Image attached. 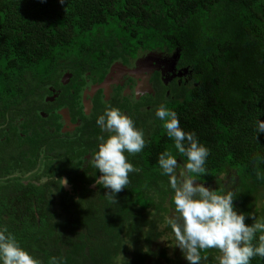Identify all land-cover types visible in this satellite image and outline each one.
<instances>
[{
  "label": "trees",
  "instance_id": "16d2710c",
  "mask_svg": "<svg viewBox=\"0 0 264 264\" xmlns=\"http://www.w3.org/2000/svg\"><path fill=\"white\" fill-rule=\"evenodd\" d=\"M150 51L175 56L192 81L174 82V98L156 85L155 95L121 107L145 144L124 154L139 171L114 196L94 185L99 172L88 160L97 137L109 134L95 120L110 107L101 91L90 121L85 100L114 62ZM160 105L208 149L197 182L233 191L250 224L248 198L264 187L255 175L264 172L256 160L264 133L255 129L264 120V0H0V230L39 264H187L167 222L172 190L157 165L164 150L177 155L155 116ZM65 113L90 121L71 144L57 138ZM214 255L205 249L200 264Z\"/></svg>",
  "mask_w": 264,
  "mask_h": 264
},
{
  "label": "clouds",
  "instance_id": "9594fccd",
  "mask_svg": "<svg viewBox=\"0 0 264 264\" xmlns=\"http://www.w3.org/2000/svg\"><path fill=\"white\" fill-rule=\"evenodd\" d=\"M58 2L63 4L64 0ZM155 116L162 121L165 134L173 141L177 153L174 156L164 150L158 154L157 165L161 175L168 177L172 190L173 207L167 222L172 229L174 245L187 264H200L201 252L213 248L220 253L215 257L217 264H249L253 256L264 258V218L256 219L250 212L248 219L252 222L246 224L245 214L233 205V191L217 192L198 183L197 176L207 173L204 164L208 149L197 141L194 133L180 128L174 111L160 105ZM95 123L102 132L106 130L109 134L97 137L96 150L88 157L99 172L94 176V185L115 196L129 183L128 174L139 171L124 154L139 153L145 144L144 134L115 107L105 108ZM255 129L256 135L264 133V120L257 118ZM256 160L262 161L264 157L257 155ZM255 175L258 180L264 179V172L258 168ZM66 183L67 180L62 179L61 185ZM254 237L256 244L252 243ZM0 264H39V261L11 234L0 230Z\"/></svg>",
  "mask_w": 264,
  "mask_h": 264
},
{
  "label": "flooded vegetation",
  "instance_id": "af4514ba",
  "mask_svg": "<svg viewBox=\"0 0 264 264\" xmlns=\"http://www.w3.org/2000/svg\"><path fill=\"white\" fill-rule=\"evenodd\" d=\"M113 67H116L113 71L116 76H111L108 85L98 87L95 89L96 91H92L94 86H99L106 78L99 83L93 82L91 84L85 100V110L92 117L90 121L93 120L94 115L97 113L95 105L98 103L95 99L101 91L108 107H115L120 111L121 107H123L127 111L128 109L130 110L128 106L137 105L146 93H153L155 95L156 90L154 88L156 85L165 88L163 95L166 98L168 96L169 99L170 96L174 98V95L170 94L169 90V88L171 89L175 85L174 82L176 85H182V83L187 85L192 81L187 70L181 72L183 67L178 66L175 56L172 57V54L156 51H150L144 56H139L128 62L121 60L114 62L109 68L106 77L111 73ZM76 111L79 112V110ZM76 117L75 119H70V116L68 117L69 119L65 117L67 120L61 122L62 128L60 130L61 133L57 137L58 140L70 141L71 144L72 140L83 134L82 132L86 129L84 123H89L90 121H84L79 115H76ZM42 120L40 119V122ZM54 123L55 126L58 125L56 120ZM32 126L29 124V129Z\"/></svg>",
  "mask_w": 264,
  "mask_h": 264
},
{
  "label": "rangeland",
  "instance_id": "374dc122",
  "mask_svg": "<svg viewBox=\"0 0 264 264\" xmlns=\"http://www.w3.org/2000/svg\"><path fill=\"white\" fill-rule=\"evenodd\" d=\"M248 202L250 204L249 213L251 212L253 216L256 219L264 218V187L262 186H256L255 192H252L250 194V197L248 198ZM165 228V225L163 223H159L157 230H163ZM171 234V232H167V234ZM170 237L166 238V248L168 249V255L170 258H172V252H173V245L171 243H167V240H169ZM173 240V239H172ZM172 247V249H171ZM213 253L215 254L214 257H212V264H217V261L215 257L219 256V252L217 249L213 248ZM162 264H171V261L163 259Z\"/></svg>",
  "mask_w": 264,
  "mask_h": 264
},
{
  "label": "water",
  "instance_id": "95a60500",
  "mask_svg": "<svg viewBox=\"0 0 264 264\" xmlns=\"http://www.w3.org/2000/svg\"><path fill=\"white\" fill-rule=\"evenodd\" d=\"M115 68H116V67H113L112 70H111V73L108 75L107 79H106L104 82H102L99 86H98V85L94 86V87L92 88V91H95V89H97L98 87H105L106 85H108L111 76H116V74L113 73V71L115 70ZM127 70H128V69H127ZM65 117L68 119L69 116H68L67 113H65Z\"/></svg>",
  "mask_w": 264,
  "mask_h": 264
}]
</instances>
